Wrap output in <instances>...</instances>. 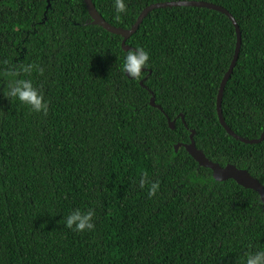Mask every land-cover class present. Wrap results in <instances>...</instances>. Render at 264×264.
<instances>
[{
	"label": "trees",
	"instance_id": "trees-1",
	"mask_svg": "<svg viewBox=\"0 0 264 264\" xmlns=\"http://www.w3.org/2000/svg\"><path fill=\"white\" fill-rule=\"evenodd\" d=\"M92 1L129 29L147 6L184 0ZM195 1L240 27L222 112L235 133L258 138L264 0ZM122 41L83 0H0V264H264L260 194L217 181L184 147L194 130L210 160L264 186V139L234 138L217 111L232 20L160 7L130 49Z\"/></svg>",
	"mask_w": 264,
	"mask_h": 264
},
{
	"label": "water",
	"instance_id": "water-1",
	"mask_svg": "<svg viewBox=\"0 0 264 264\" xmlns=\"http://www.w3.org/2000/svg\"><path fill=\"white\" fill-rule=\"evenodd\" d=\"M83 1L85 2L86 6L88 8V11H89L91 19H92V23L96 24V25H100L112 33L121 35L123 37L122 46L125 50L130 49V46H128L126 44V41L131 37V35L133 33H135L137 31V29L139 28L143 19L153 9L160 8V7H173V6H182V5H184V6H198V7H207L210 9L218 10V11L228 15L230 17V19L232 20L233 24L235 25V28H236L237 45H236L233 60H232L230 67L227 70V72H226V74H225V76L221 82L220 89H219L218 96H217V111H218L219 120H220L221 124L224 126V128L226 129V131L231 136H233L234 138L241 140L245 143H259L264 139V131L261 133L260 137L255 138V139H247V138H244V137L238 135L228 126V124L226 123L225 118L223 116V112H222L223 92H224L226 83H227L228 79L230 78V76L234 70V67L237 63V60L239 57L240 46H241L240 27H239L236 19L232 16V14L227 9H225L222 6L216 5L214 3L206 2V1H195V0L186 1V0H184V1L158 2V3H153L149 6H147L146 8H144L142 10V12L140 13V15L138 16L135 24L132 25L131 28L125 29L122 27H116V26L112 25L111 23H109L108 21H106L104 19V17L102 16V14L99 13V11L97 10V8H96V6L92 0H83ZM150 102H151V105L159 107L161 109V107L159 105H157V103H156L155 95L152 96ZM168 122H169L170 127L174 128V121H171L170 119H168ZM194 134H195V131L193 130L191 133L190 142L186 143L184 145V147L187 150V152L199 163V165L210 168L213 172L214 178L217 181H225L228 179H233L239 185L243 186L244 188L253 189V190L257 191L260 194L261 199L264 203V186L262 185V183L257 178L252 176L247 169L238 168L234 164L229 163L225 166H222L218 162H214V161L210 160L206 156L204 151L197 147L195 139H194ZM177 148H178V146H176V149Z\"/></svg>",
	"mask_w": 264,
	"mask_h": 264
}]
</instances>
